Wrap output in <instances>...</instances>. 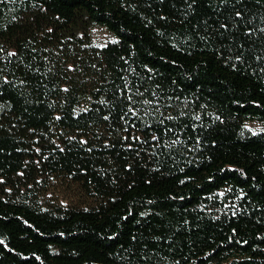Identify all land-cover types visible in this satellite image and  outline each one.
<instances>
[{"label": "trees", "instance_id": "16d2710c", "mask_svg": "<svg viewBox=\"0 0 264 264\" xmlns=\"http://www.w3.org/2000/svg\"><path fill=\"white\" fill-rule=\"evenodd\" d=\"M247 120L264 0H0V264H264ZM47 175L83 204L21 191Z\"/></svg>", "mask_w": 264, "mask_h": 264}, {"label": "rangeland", "instance_id": "374dc122", "mask_svg": "<svg viewBox=\"0 0 264 264\" xmlns=\"http://www.w3.org/2000/svg\"><path fill=\"white\" fill-rule=\"evenodd\" d=\"M91 38L94 45L102 47L116 41V37L104 26H95L91 30ZM246 133L257 134L264 131V122L247 120L244 123ZM22 192L34 194L38 201L45 207L68 208L80 206L84 202V195L79 186L65 177L59 175H47L38 177L37 183L31 189L23 188Z\"/></svg>", "mask_w": 264, "mask_h": 264}]
</instances>
